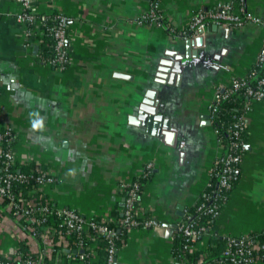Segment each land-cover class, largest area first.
I'll return each instance as SVG.
<instances>
[{
    "label": "crops",
    "instance_id": "crops-1",
    "mask_svg": "<svg viewBox=\"0 0 264 264\" xmlns=\"http://www.w3.org/2000/svg\"><path fill=\"white\" fill-rule=\"evenodd\" d=\"M151 1L36 0L38 12L69 18L67 63L59 70L38 59L33 38L24 44V26L14 19L17 2L0 0V125L14 133V159L32 160L52 177L40 186L46 198L84 218L117 223L119 184L151 164L137 208L155 223L127 230L116 251L118 264H182L171 252L175 225L202 192L218 152L201 115L217 86L247 71L264 33L253 22L236 29L209 24L198 31L200 44L191 45L195 53L184 57L180 37L137 23ZM157 1L169 24L181 29L192 12L221 0ZM246 9L264 20V0H246ZM172 70L171 83L156 76ZM147 91L154 114L166 122L155 135L138 119ZM245 122L237 177L208 233L264 230V99L250 103ZM201 236L197 248L207 239ZM19 244L41 261L57 249L67 251L70 242L45 228L33 236L2 213L0 256H16Z\"/></svg>",
    "mask_w": 264,
    "mask_h": 264
},
{
    "label": "built area",
    "instance_id": "built-area-1",
    "mask_svg": "<svg viewBox=\"0 0 264 264\" xmlns=\"http://www.w3.org/2000/svg\"><path fill=\"white\" fill-rule=\"evenodd\" d=\"M18 9L14 13L16 22L24 26V44L28 45V38H33L35 43L38 42V35L49 34L52 44V58L43 60L59 70L63 69L67 63V47H66V30L69 18L60 13L52 14L38 12L36 8V0H15ZM46 20H51V26H42ZM253 22L261 25L264 29V20L251 14L246 9V0H221L217 1L213 7L206 10H196L191 13L185 26L181 28L182 38H193L197 36L198 31L209 24L229 28H240L243 25ZM137 23L147 26H157L167 28L171 26L162 13L157 0L150 2L147 10L137 19ZM170 30L172 28L168 27ZM244 97L243 103L240 105V111L232 115V121L225 128L226 143L221 144V140L216 137V129L211 127V122L215 118L217 108L222 101L229 100L232 97ZM264 99V33L261 38L258 50L248 67L247 71L239 76L231 77L226 84L217 86L207 103L206 115L209 125L212 129L218 152L212 159V171L216 177L215 188L209 203L204 201L196 206L197 214L195 216L182 213L180 220L175 225V230L181 234L186 243H194L203 226H198L197 220L202 216L216 217L218 215L217 200L224 198L222 192L230 187V181L234 179L236 166L241 160V150L244 143L240 138L241 133H246L245 114L250 109V103ZM12 129L4 126L0 132V138L6 137L9 140ZM2 154V164L8 165L12 160L11 151L7 150ZM0 216L7 213L12 219L31 235L35 236L38 227L45 228L49 231V226L41 225V220L35 215L46 211V202L33 200H18L14 198L10 190V182L12 180H21L23 176L14 174L8 167H0ZM151 164L147 163L142 172H149ZM38 183H48L52 181V177L40 174L36 177ZM207 184V183H206ZM138 187L137 182L131 184H119V190L123 192L122 217L118 219L119 223H123L128 227L144 226L148 227L155 221L148 216H143L142 221L138 222L135 217L138 215V208L134 207V201ZM209 199V197H208ZM2 203L4 205L2 206ZM56 214L61 217V224L65 228L63 234L75 232V256L81 262L84 258L90 260L95 257L92 246L87 251L82 250L81 237L88 238L92 244L96 241H104L106 251L104 264H114L116 247L114 239H116V231L112 226H108L102 220H92L84 218L78 212L68 207L57 208ZM60 234V233H59ZM187 251L192 248L186 244L183 246ZM81 250V251H80ZM66 257H70L69 250L66 251ZM223 264H249L256 260H264V235L263 238L257 239L250 235H236L225 237V247L222 251ZM198 262V261H197ZM0 264H41L39 259L26 255L21 257L18 253L12 258H3L0 256ZM91 264V263H90ZM186 264V263H182Z\"/></svg>",
    "mask_w": 264,
    "mask_h": 264
},
{
    "label": "trees",
    "instance_id": "trees-1",
    "mask_svg": "<svg viewBox=\"0 0 264 264\" xmlns=\"http://www.w3.org/2000/svg\"><path fill=\"white\" fill-rule=\"evenodd\" d=\"M55 13V11L50 12L49 14ZM52 21L51 20H46L45 24L39 25V27L42 26H51ZM168 27L172 28L170 30ZM165 28L166 32L171 35V36H177L181 37V29H177L175 27L168 26ZM30 42L28 41V44ZM52 40L51 36L47 33L45 34H40L38 35V42L35 43L36 45V55L38 59L42 62L43 60H47L52 58L53 52L51 48ZM53 67V66H52ZM65 67V66H64ZM55 68V67H53ZM244 97L241 96H236L232 97L229 100L222 101L218 108H217V113L215 118L211 122V127L215 128L216 131V137L221 140V144L226 143V132L225 128L227 125H229L232 121V115H234L236 112L240 111V105L243 103ZM2 125H0V132L3 130ZM245 137L246 133H241L240 138L245 144ZM15 141V136L12 131L9 140L4 138H0V152L3 153L7 150L11 151L12 153V160L8 163V165L2 164V154H0V167H8V170H10L14 174H19L23 176V179L21 180H12L10 182V190L14 198H17L18 200H33L35 202L42 201L46 202V211L43 213H37L35 217L39 218L41 220V225L43 226H49L50 233H52L53 236H55L57 233H64L65 228L61 224V217L56 214L57 207L50 201L49 199L46 198V196L42 193L41 191V183H38L36 181V177L39 176L40 174H45L41 171H38L35 168L34 162L32 160L25 161V162H19L14 159L13 157V145ZM244 148H242L241 153L244 152ZM239 164L236 166V170L234 172V179L230 181V187L227 190H224L222 194L224 195V198L218 199L217 200V208L218 212L224 205L227 194L233 187V184L236 180L237 177V170H238ZM212 167V163H211ZM210 167L209 170V175L207 179V184L205 183L202 192L199 194L198 198L196 201L190 205L187 206L183 212L187 214H191L195 216L197 214L196 211V206L201 203H209L211 201V197L213 194V190L215 188V183H216V177L213 175V171ZM0 174H2V170L0 168ZM151 172H141L138 176H135L133 179H131L129 182H126L128 184H131L133 182H137L138 187L136 189V199L134 201V207H139V199H140V192L142 185L144 181L150 176ZM47 175V174H45ZM50 176V175H48ZM51 177V176H50ZM123 195V192H121ZM209 197V199H208ZM4 203H2V206ZM74 210V209H73ZM75 211V210H74ZM77 212V211H76ZM122 217V211L119 216V219ZM215 217H209V216H202L199 220H197L198 226H203V229L199 232V235L197 236L196 240L198 237H202L201 235L207 234V239L203 246H200L197 248L195 246V243H186L184 237L179 234L175 229H174V235L172 237V255L180 262L186 263V264H217V263H222L223 261V255L222 251L225 247V237L228 236H233V235H220L217 233H208L207 232V226L210 224V222L214 219ZM92 220H98V218H91ZM135 219L138 222L142 221V217L137 216ZM108 226H112L115 231H116V239H114V244L117 249L121 246L122 242L125 240L126 237V232L128 229L132 227H128L123 223H112V222H106ZM23 223H21V226L23 227ZM39 228H37L35 232V236L38 234ZM250 236H254L257 239L263 238L264 235V230L258 233H250L248 234ZM76 235L75 232H70L68 233V241L70 242V245L68 246L67 250H69L70 257L67 258L66 251L63 249H57L55 252H52L51 256L49 259H42L40 262L41 264H66L68 260H73L77 262V264H104V257H105V251H106V244L104 241H96L94 244L85 237H81V244H82V250L87 251L88 247L92 246L91 248L94 249L95 252V257L90 260L89 263V258H84L81 262L77 260V256L72 252L73 249H75V244L76 243ZM187 245L188 247H191L192 250L189 252L187 251L186 248H184V245ZM17 252L21 255V257H25L26 255L32 256L30 253L27 252V250L23 247V245L19 244L17 248ZM116 255V254H115ZM34 257V256H32ZM198 261V262H197Z\"/></svg>",
    "mask_w": 264,
    "mask_h": 264
},
{
    "label": "water",
    "instance_id": "water-1",
    "mask_svg": "<svg viewBox=\"0 0 264 264\" xmlns=\"http://www.w3.org/2000/svg\"><path fill=\"white\" fill-rule=\"evenodd\" d=\"M185 54L184 57H188L189 53L194 54V50L191 48V45L195 43L196 45H199L201 42V37H193V38H182ZM33 51L36 50V45L32 46ZM183 55L175 56L176 59H181ZM167 66H170L167 65ZM179 68V67H177ZM156 76L162 79H167L166 82L171 83L175 77V71H170L168 74H161L157 73ZM178 78V76H176ZM163 81V80H162ZM165 81V80H164ZM146 99L142 100V104L139 106V109L141 112L138 113V119L140 120V123L143 127H145L146 132H150V134H156L157 131H159L160 126H166L165 120H163L162 115H156L153 112V108L150 106L151 104V92L147 91L145 94ZM201 118L205 120V123L208 125L209 122L207 120V115H201ZM177 208L180 209V206H177ZM81 251V250H80ZM72 252H75V250H72ZM114 264H118L117 262H114Z\"/></svg>",
    "mask_w": 264,
    "mask_h": 264
}]
</instances>
